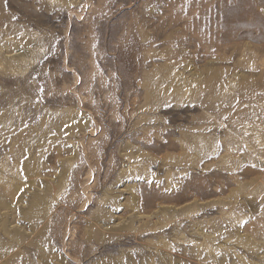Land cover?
<instances>
[{
  "label": "rangeland",
  "instance_id": "1",
  "mask_svg": "<svg viewBox=\"0 0 264 264\" xmlns=\"http://www.w3.org/2000/svg\"><path fill=\"white\" fill-rule=\"evenodd\" d=\"M0 264H264V0H0Z\"/></svg>",
  "mask_w": 264,
  "mask_h": 264
}]
</instances>
